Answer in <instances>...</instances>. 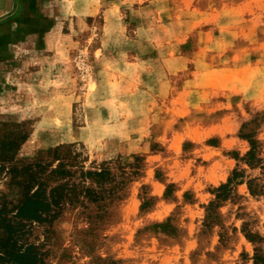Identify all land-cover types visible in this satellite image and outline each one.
I'll use <instances>...</instances> for the list:
<instances>
[{
  "label": "rangeland",
  "instance_id": "374dc122",
  "mask_svg": "<svg viewBox=\"0 0 264 264\" xmlns=\"http://www.w3.org/2000/svg\"><path fill=\"white\" fill-rule=\"evenodd\" d=\"M57 1L59 51L0 104V123L31 133L15 165L76 143L86 168L129 174L137 156L140 172L105 208L33 225L45 264H264V170L239 163L256 195L247 178L231 200L211 194L251 142L264 166V0Z\"/></svg>",
  "mask_w": 264,
  "mask_h": 264
},
{
  "label": "trees",
  "instance_id": "16d2710c",
  "mask_svg": "<svg viewBox=\"0 0 264 264\" xmlns=\"http://www.w3.org/2000/svg\"><path fill=\"white\" fill-rule=\"evenodd\" d=\"M30 135L24 124L0 123V173L9 178L7 192L0 197V264H45L46 254L29 241L33 225H51L68 208H105L108 202L120 199L127 178L140 172L137 156L127 164L129 174L120 167L116 175L107 163H92L86 168L89 157L76 143L60 144L49 152V159L18 167L17 156ZM239 163L251 170H264L256 144L251 142V150L238 159L227 181L211 191L216 202L235 198L236 186L246 178L252 195L262 191L259 178L246 176L247 169L240 168ZM214 208L213 202L210 214Z\"/></svg>",
  "mask_w": 264,
  "mask_h": 264
},
{
  "label": "crops",
  "instance_id": "0c3cea01",
  "mask_svg": "<svg viewBox=\"0 0 264 264\" xmlns=\"http://www.w3.org/2000/svg\"><path fill=\"white\" fill-rule=\"evenodd\" d=\"M48 4L49 0H0V104L9 103L15 76L24 81L29 76L19 73L29 66L37 70L32 78L42 75L49 68L50 51L60 49L52 34L63 31L58 17L46 12Z\"/></svg>",
  "mask_w": 264,
  "mask_h": 264
}]
</instances>
